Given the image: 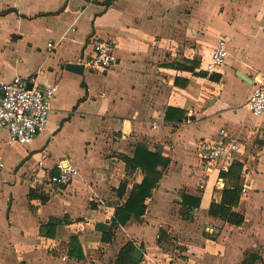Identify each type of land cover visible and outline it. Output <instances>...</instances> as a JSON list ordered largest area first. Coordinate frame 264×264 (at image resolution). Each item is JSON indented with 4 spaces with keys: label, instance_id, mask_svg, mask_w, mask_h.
<instances>
[{
    "label": "crops",
    "instance_id": "crops-1",
    "mask_svg": "<svg viewBox=\"0 0 264 264\" xmlns=\"http://www.w3.org/2000/svg\"><path fill=\"white\" fill-rule=\"evenodd\" d=\"M92 37L117 44L116 66L85 65ZM223 37L229 58L209 73L205 64ZM258 75L264 0H0V84L19 76L58 86L45 134L9 145L0 130V264H116L129 243L140 252L137 264H264V116L246 107ZM221 131L241 141L240 182L198 157L200 142ZM58 142L72 145L71 154L54 155ZM139 143L170 165L158 167L163 177L141 220L132 216L104 243L102 228L143 180L140 170L128 178L120 157H132ZM62 160L79 175L52 185ZM236 183L241 226L209 214ZM31 190L48 200H30ZM183 195L200 202L185 216Z\"/></svg>",
    "mask_w": 264,
    "mask_h": 264
},
{
    "label": "built area",
    "instance_id": "built-area-1",
    "mask_svg": "<svg viewBox=\"0 0 264 264\" xmlns=\"http://www.w3.org/2000/svg\"><path fill=\"white\" fill-rule=\"evenodd\" d=\"M227 40L225 37L218 40L205 64L207 72L214 73L226 64L229 58ZM89 44L92 53L85 64L88 68L106 71L118 64L114 41L92 37ZM29 82L33 84L32 89L28 87ZM57 91V85L43 86L19 76L0 84V130L7 132L9 145H28L47 132L52 101ZM246 107L253 117L264 116V75L255 77L254 90ZM241 148L240 140L221 131L218 138L200 142L198 157L208 169L228 171L238 161ZM2 167L3 164H0ZM57 169L58 173L49 179L52 185L67 186L79 175V170L69 160L60 161Z\"/></svg>",
    "mask_w": 264,
    "mask_h": 264
},
{
    "label": "trees",
    "instance_id": "trees-1",
    "mask_svg": "<svg viewBox=\"0 0 264 264\" xmlns=\"http://www.w3.org/2000/svg\"><path fill=\"white\" fill-rule=\"evenodd\" d=\"M178 67L183 70L194 72L192 68L187 66ZM210 79H213V76ZM217 80L218 79H216V81ZM120 157L127 166L128 178L132 175V173L140 170L143 174V180L140 184L135 185L132 188L124 206L117 209L116 218L112 221V223L109 226L102 228V241H104V243H110L115 235V229H117L119 225H125L132 216L136 220H141L146 212V200L152 195V191L157 187L163 177V171H158V167H162L165 171L170 165L169 159L163 157L162 154L157 151H150L148 145L145 143H139L136 145L132 157L126 155H120ZM242 168L243 165L236 161L232 164L228 171L221 172L220 177L233 178L240 182ZM128 183V179L124 180L117 189V194L120 198L125 196ZM242 190L243 188L239 183H236L232 187L224 188L221 202L212 203L209 209V214L215 218L226 221L231 225L241 226L245 222V216L244 214L237 212L235 209L239 206ZM34 197H39L42 202H46L48 200L47 196H43V194L38 195L35 190H31L29 194L30 200ZM187 201L192 203L187 204ZM199 206L200 202L198 199L187 195L182 196V216L191 214V212ZM49 224H51V222H49ZM135 251L136 248H134L132 244H127L121 250L116 264H137V261L134 259Z\"/></svg>",
    "mask_w": 264,
    "mask_h": 264
},
{
    "label": "water",
    "instance_id": "water-1",
    "mask_svg": "<svg viewBox=\"0 0 264 264\" xmlns=\"http://www.w3.org/2000/svg\"><path fill=\"white\" fill-rule=\"evenodd\" d=\"M84 69H85V66L83 64H66V70L74 72V73L82 74ZM238 76L250 84L253 83L249 77L241 74L240 72L238 73ZM28 87H29V89H32L33 84L29 82ZM135 257L137 259H141L140 252L137 251L135 254Z\"/></svg>",
    "mask_w": 264,
    "mask_h": 264
},
{
    "label": "rangeland",
    "instance_id": "rangeland-1",
    "mask_svg": "<svg viewBox=\"0 0 264 264\" xmlns=\"http://www.w3.org/2000/svg\"><path fill=\"white\" fill-rule=\"evenodd\" d=\"M79 150H80V148L76 152H79ZM72 151H73L72 145L66 144L64 142H58L57 147L53 151V154L58 156V157H65V156L67 157V155H70Z\"/></svg>",
    "mask_w": 264,
    "mask_h": 264
}]
</instances>
